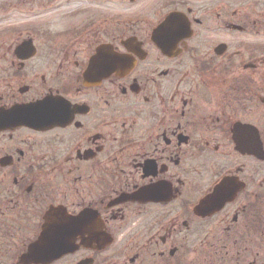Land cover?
Segmentation results:
<instances>
[{
	"label": "flooded vegetation",
	"instance_id": "flooded-vegetation-1",
	"mask_svg": "<svg viewBox=\"0 0 264 264\" xmlns=\"http://www.w3.org/2000/svg\"><path fill=\"white\" fill-rule=\"evenodd\" d=\"M94 2L0 19V264H264V0Z\"/></svg>",
	"mask_w": 264,
	"mask_h": 264
},
{
	"label": "rangeland",
	"instance_id": "rangeland-1",
	"mask_svg": "<svg viewBox=\"0 0 264 264\" xmlns=\"http://www.w3.org/2000/svg\"><path fill=\"white\" fill-rule=\"evenodd\" d=\"M163 1L167 2L169 0H139V2L135 4L125 2L122 7L124 17L126 20H134L147 16L148 20L154 21V11L159 9V5ZM186 1H189V6H192L197 11L200 10L199 7L201 6L210 5L209 8L211 10L215 5V3H212L213 0ZM242 1L246 3V0ZM94 3V0H0V19L2 17H29V26L41 25L42 23L50 24L51 26L68 25L72 21H75L71 18L75 13L79 16L80 12H83V10L98 5V3ZM3 5L6 6L5 10H3ZM238 6L240 7L241 4ZM241 7H243V5ZM100 8L102 10L117 9L116 4L111 1L102 2ZM122 8L120 10H122ZM210 15L212 16V13ZM211 18L212 21L215 19L213 17ZM215 21L216 20L212 22L213 25H215Z\"/></svg>",
	"mask_w": 264,
	"mask_h": 264
},
{
	"label": "water",
	"instance_id": "water-1",
	"mask_svg": "<svg viewBox=\"0 0 264 264\" xmlns=\"http://www.w3.org/2000/svg\"><path fill=\"white\" fill-rule=\"evenodd\" d=\"M180 14L174 13L171 14L166 21L159 27V29L155 32V39L157 42H165L164 39L161 38L162 35H165L168 31L174 32V30L178 27L183 28L184 26H181L180 23L182 21V17H180ZM86 214L88 212H83L81 216L74 220L70 219H64L62 218L60 225L55 226V233L57 235V231L59 230V236L61 239V242L55 243L56 245V252L55 255L58 257L59 255L62 256L69 249H71V243L73 242V239L75 236L79 234H83L85 232V225L83 222L85 221ZM89 215V214H88ZM72 239V241H71ZM42 244V243H41ZM38 254L40 257L37 258L38 261H46V259H51L50 257H47V255H42V253H35Z\"/></svg>",
	"mask_w": 264,
	"mask_h": 264
}]
</instances>
